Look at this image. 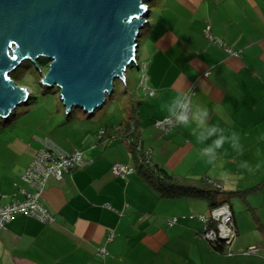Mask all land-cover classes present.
I'll use <instances>...</instances> for the list:
<instances>
[{
  "label": "crops",
  "instance_id": "obj_1",
  "mask_svg": "<svg viewBox=\"0 0 264 264\" xmlns=\"http://www.w3.org/2000/svg\"><path fill=\"white\" fill-rule=\"evenodd\" d=\"M155 1L144 57L155 94L132 93L139 102L142 150L149 151L151 164L179 177L218 181L253 210L252 218L238 217L241 209L228 201L234 239L230 246H212L199 220L210 210L193 215L190 199L160 196L137 171L113 174L117 162L132 165L130 153L119 139L100 143L98 132L124 117L101 126L77 113L56 122L49 139L65 151L80 150L86 165L43 189L41 203L52 223L17 214L0 229V264H264V0ZM206 23L222 44L205 35ZM189 90L194 108H206L207 124L227 138L212 163L200 155L212 141L197 142L195 123L156 128L173 100ZM29 123L12 137L0 133V205L31 191L22 174L47 138ZM250 246L257 253H245Z\"/></svg>",
  "mask_w": 264,
  "mask_h": 264
},
{
  "label": "water",
  "instance_id": "obj_2",
  "mask_svg": "<svg viewBox=\"0 0 264 264\" xmlns=\"http://www.w3.org/2000/svg\"><path fill=\"white\" fill-rule=\"evenodd\" d=\"M148 0H0V116L29 97L11 77L24 61H48L40 82L59 89L66 108L101 106L136 65Z\"/></svg>",
  "mask_w": 264,
  "mask_h": 264
},
{
  "label": "rangeland",
  "instance_id": "obj_3",
  "mask_svg": "<svg viewBox=\"0 0 264 264\" xmlns=\"http://www.w3.org/2000/svg\"><path fill=\"white\" fill-rule=\"evenodd\" d=\"M157 1L148 0L147 5L149 9L148 18H146V22L140 28V36L137 40L138 48L136 51V63L137 67L134 64H131L127 67L124 73V79H116L114 81V90L110 96H108L105 102L96 108L93 111L86 112L82 108H71V117H67V111L64 107L59 94V89L56 85L51 87H47L40 82V71L46 73L48 70V63L44 61H39V68L35 67L30 60L24 61L14 72V80L15 82L29 90V97L26 98V101L18 104L12 114L6 118L0 116V133L7 137H12L15 134L20 132L21 126L25 122H30V127L36 126L40 127L39 133L40 135L46 137L48 140L49 136L51 137L52 128L55 126L54 124L57 122L61 123L63 121L69 120L72 116L78 114H85L88 122H92V125H101L105 126L107 123H118L122 117H128V113L126 112V106L124 104H129L130 102L137 103L136 97L134 94V90L138 89L140 95L144 96L145 92L140 90L139 78H141L140 67L142 63L145 62V55L147 53V47H145L146 39H147V29L151 28L150 25L152 23V18L154 16V10L156 8ZM209 26V34L211 37L218 40V45L222 44V40L217 36L213 35L211 32L210 23H206L204 31L206 27ZM146 77H147V89H151L149 85V77L148 70L146 64ZM133 87V88H132ZM153 90V89H152ZM154 91V90H153ZM155 94V91H154ZM149 96V95H147ZM151 97V96H149ZM14 112L17 115H14ZM94 113V115H91ZM124 113V116H123ZM164 118H171L170 115ZM162 118V119H164ZM161 119V120H162ZM158 121V120H157ZM156 121V122H157ZM141 125V124H139ZM178 124L169 128V130ZM143 126H140L141 129ZM156 128L165 131L163 128L156 126ZM48 135V136H47ZM53 137V136H52ZM52 141V140H51ZM25 170V169H24ZM253 197V201H254ZM179 199H190L192 204L191 213L193 215H199V213L207 214L209 211L208 204L205 199L202 198H188L183 197ZM240 196H232L229 198V202L234 206V209L238 211L241 209V212L237 213V216L242 218L251 219V215H253V210H250V207H247L245 202L240 200ZM187 202V201H186ZM155 204V203H154ZM247 207V208H246ZM189 209V208H188ZM247 209V210H246ZM262 213L264 211L261 209ZM255 212V210H254ZM189 214V213H188ZM196 220V219H195ZM184 240H186V237ZM189 242V239H187ZM247 253V252H245ZM257 253V252H254Z\"/></svg>",
  "mask_w": 264,
  "mask_h": 264
},
{
  "label": "built area",
  "instance_id": "obj_4",
  "mask_svg": "<svg viewBox=\"0 0 264 264\" xmlns=\"http://www.w3.org/2000/svg\"><path fill=\"white\" fill-rule=\"evenodd\" d=\"M205 35L213 42L218 43V40L211 37L209 34V26L205 29ZM237 54V52H232ZM146 64L143 62L140 67L141 78L137 88L145 92V95L153 96L154 91L147 89ZM205 75L208 72L204 73ZM138 90V89H137ZM139 92V90H138ZM185 94L193 95L194 92L189 90ZM12 114V111L10 112ZM8 114V116L10 115ZM7 117V116H6ZM176 125L173 118H164L156 122V126L168 131L170 127ZM103 130L100 129L98 136L102 135ZM146 154L149 151L145 152ZM86 165L83 154L80 150L66 152L48 139L42 141L40 148L33 151L31 161L25 168L22 174V179L31 188V191H22V200L12 201L6 205H0V229H3L6 224L17 214H27L38 218L43 223H52L54 217L41 203V193L46 185L51 181L61 182L65 174L73 169L81 168ZM134 168L132 165L123 163H115L112 166V172L116 176L125 177L132 173ZM3 194L0 193V198ZM199 220L204 224V236L210 241L219 240L225 246H230L234 239L235 231L233 228V216L229 204L225 203L218 207L212 208L207 216H199ZM174 220L170 221L171 225ZM255 246H250L246 252H256ZM101 254H106L103 249L99 251Z\"/></svg>",
  "mask_w": 264,
  "mask_h": 264
},
{
  "label": "trees",
  "instance_id": "obj_5",
  "mask_svg": "<svg viewBox=\"0 0 264 264\" xmlns=\"http://www.w3.org/2000/svg\"><path fill=\"white\" fill-rule=\"evenodd\" d=\"M40 60L48 63L45 58H40L37 63ZM13 76L14 74L12 73L11 77L14 79ZM137 95L139 96L140 93L136 89ZM138 103V101L137 103L130 102L126 106L128 117H124L118 124L106 125L104 128H101L103 133L98 136L99 142L106 145L113 139H119L125 142L130 153L134 171L141 174L144 181L162 197L202 198L206 200L209 210L227 203L233 192L224 190L218 181L208 177H202L197 180L179 177L164 168L151 164L150 153L146 154V151H143L141 146L140 119L136 108ZM67 117H71L70 112H68ZM210 243L217 248H223L225 246L219 240L210 241Z\"/></svg>",
  "mask_w": 264,
  "mask_h": 264
},
{
  "label": "clouds",
  "instance_id": "obj_6",
  "mask_svg": "<svg viewBox=\"0 0 264 264\" xmlns=\"http://www.w3.org/2000/svg\"><path fill=\"white\" fill-rule=\"evenodd\" d=\"M170 117L173 118L178 125L189 127L195 123L196 128L192 130V134L200 144H204L211 139V144H208L200 150L202 157H207L209 163H212L218 154V150L223 148L227 138L223 135V129L218 126H209L208 110L206 108L196 109L193 106V100L189 94H181L175 98L169 108ZM216 137L215 139H212ZM233 139H236V134L233 133ZM236 152L241 153L242 147H238L236 143L230 145ZM247 167V164H242Z\"/></svg>",
  "mask_w": 264,
  "mask_h": 264
}]
</instances>
